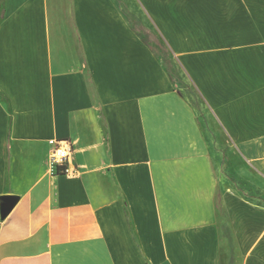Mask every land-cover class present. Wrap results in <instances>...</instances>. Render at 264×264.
I'll return each instance as SVG.
<instances>
[{
  "label": "crops",
  "instance_id": "crops-1",
  "mask_svg": "<svg viewBox=\"0 0 264 264\" xmlns=\"http://www.w3.org/2000/svg\"><path fill=\"white\" fill-rule=\"evenodd\" d=\"M0 264H264V0H0Z\"/></svg>",
  "mask_w": 264,
  "mask_h": 264
},
{
  "label": "built area",
  "instance_id": "built-area-1",
  "mask_svg": "<svg viewBox=\"0 0 264 264\" xmlns=\"http://www.w3.org/2000/svg\"><path fill=\"white\" fill-rule=\"evenodd\" d=\"M52 151L49 157L50 165L57 173L73 176L77 173L75 166L71 164V147L64 140H50Z\"/></svg>",
  "mask_w": 264,
  "mask_h": 264
},
{
  "label": "water",
  "instance_id": "water-1",
  "mask_svg": "<svg viewBox=\"0 0 264 264\" xmlns=\"http://www.w3.org/2000/svg\"><path fill=\"white\" fill-rule=\"evenodd\" d=\"M14 202H15V199L12 197H7L4 199L3 201V213L4 214H6L11 209Z\"/></svg>",
  "mask_w": 264,
  "mask_h": 264
},
{
  "label": "rangeland",
  "instance_id": "rangeland-1",
  "mask_svg": "<svg viewBox=\"0 0 264 264\" xmlns=\"http://www.w3.org/2000/svg\"><path fill=\"white\" fill-rule=\"evenodd\" d=\"M184 82L190 87V82L188 80H185Z\"/></svg>",
  "mask_w": 264,
  "mask_h": 264
},
{
  "label": "trees",
  "instance_id": "trees-1",
  "mask_svg": "<svg viewBox=\"0 0 264 264\" xmlns=\"http://www.w3.org/2000/svg\"><path fill=\"white\" fill-rule=\"evenodd\" d=\"M146 42H147V40H146ZM148 43V42H147ZM162 45V44H161ZM163 46V45H162ZM164 47V46H163ZM154 49V48H153ZM165 49V48H164ZM155 50V49H154Z\"/></svg>",
  "mask_w": 264,
  "mask_h": 264
}]
</instances>
